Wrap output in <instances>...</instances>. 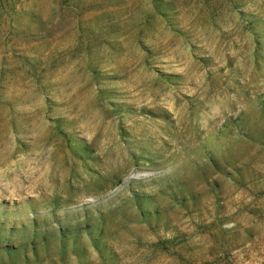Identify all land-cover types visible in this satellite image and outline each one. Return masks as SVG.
I'll return each instance as SVG.
<instances>
[{
	"label": "rangeland",
	"instance_id": "rangeland-1",
	"mask_svg": "<svg viewBox=\"0 0 264 264\" xmlns=\"http://www.w3.org/2000/svg\"><path fill=\"white\" fill-rule=\"evenodd\" d=\"M0 264H264V0H0Z\"/></svg>",
	"mask_w": 264,
	"mask_h": 264
}]
</instances>
